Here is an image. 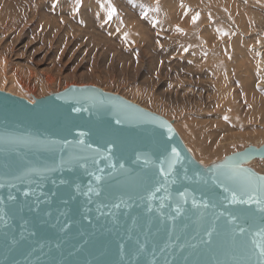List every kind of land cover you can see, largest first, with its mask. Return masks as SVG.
<instances>
[{
  "label": "water",
  "instance_id": "1",
  "mask_svg": "<svg viewBox=\"0 0 264 264\" xmlns=\"http://www.w3.org/2000/svg\"><path fill=\"white\" fill-rule=\"evenodd\" d=\"M257 158L264 144L203 166L165 118L96 86L32 102L0 90V264H125L137 239L139 264L153 251L157 264H244L228 221L251 209L237 223L261 222L255 204L230 202L238 186L219 166L264 176L246 165Z\"/></svg>",
  "mask_w": 264,
  "mask_h": 264
},
{
  "label": "rangeland",
  "instance_id": "2",
  "mask_svg": "<svg viewBox=\"0 0 264 264\" xmlns=\"http://www.w3.org/2000/svg\"><path fill=\"white\" fill-rule=\"evenodd\" d=\"M218 36L224 53L210 45ZM69 85L165 118L203 166L259 147L264 0H0V90L32 102ZM235 112L203 156L198 145ZM246 165L264 174V159Z\"/></svg>",
  "mask_w": 264,
  "mask_h": 264
},
{
  "label": "snow or ice",
  "instance_id": "3",
  "mask_svg": "<svg viewBox=\"0 0 264 264\" xmlns=\"http://www.w3.org/2000/svg\"><path fill=\"white\" fill-rule=\"evenodd\" d=\"M112 12L114 13L115 9H112ZM74 111H80V109H74ZM225 119H227V117H225ZM117 123H120V121L118 120ZM172 153L174 157L178 155L175 149H172ZM175 162V159L168 162L169 170L172 168V165ZM121 167H123V165H121ZM219 167L227 169V172L225 173L226 179L237 183L238 186L239 195L237 194L236 190H233L230 202L245 205L255 204V214L259 215V220L261 222L256 226V229L254 231H250L251 226L249 228H246L241 224H238L237 220L248 219L249 217L247 213L251 212V209L242 210L240 215L231 216L228 221V224L230 226L228 231L231 235V238L234 242L239 240V248L245 255L244 264H264V176H256L242 166L231 167L229 165H221ZM161 173L166 175L163 168H161ZM99 179L100 177H97V180ZM228 190V188H225V191ZM156 191H160V188H157ZM25 195H27V193H25ZM180 195L184 196V193H181ZM244 196H246L247 199H244ZM151 198L152 197L150 196L149 199ZM9 199L15 198L10 196ZM193 204L195 205V201H193ZM119 206V204L114 205V207L117 208ZM203 206L205 208L208 207L206 203ZM161 207H163V203L161 204ZM148 210L151 211V207H149ZM175 211L178 215L181 211V208L177 206ZM6 216L7 213L0 212V224H3L4 226L8 225ZM169 219H175V217H169ZM64 227H67V225H65ZM214 231L215 229L206 231L205 234L209 237V240H202V242L209 243ZM32 234L34 235V233ZM248 237H250V239H248ZM129 239H131V237H129ZM11 242L16 243L14 239ZM193 247L195 246L193 245ZM120 248L121 252L123 253L124 245L121 244ZM163 250L164 249H161V251ZM145 251V244L141 243L140 240L137 239L130 254L128 255V259L125 261V264H139L138 257L143 256ZM152 256L153 259L149 262V264H157L155 260V251H153Z\"/></svg>",
  "mask_w": 264,
  "mask_h": 264
},
{
  "label": "bare ground",
  "instance_id": "4",
  "mask_svg": "<svg viewBox=\"0 0 264 264\" xmlns=\"http://www.w3.org/2000/svg\"><path fill=\"white\" fill-rule=\"evenodd\" d=\"M13 1V0H12ZM225 39H221L220 36L216 37V39L214 40H211L210 42V45L214 48V49H217L218 51L222 48V53H224V51L226 50V44H225ZM246 48L247 45L245 46ZM233 56H236V54H233ZM247 59H249V57H247ZM241 66H242V71H241V79L240 81H243L244 80V76L249 72L250 70V65L249 63H245L242 58L239 59V62H238ZM194 68V67H193ZM191 70V69H189ZM194 70V69H193ZM216 73V72H215ZM9 93V92H8ZM134 98V97H133ZM132 98V99H133ZM136 98V97H135ZM30 100V99H28ZM136 101V99H135ZM30 102V101H29ZM255 110L257 111H260L264 114V102L263 103H257V106L255 107ZM237 114L238 112H235V113H228L226 114L223 119L220 121V123L217 125V128L215 129H212L209 131L208 133V136H209V139L211 141L210 144L208 143H203L201 142L200 145H198V148L200 149L201 151V154H203V156H207L208 153H209V150H210V147L212 146V142L216 139V137L219 135V132L220 130H222L227 122L230 120V119H237ZM167 117H170V115L166 114ZM225 117H227V119H225ZM245 115L242 113L240 116H239V119H244ZM246 148V147H245ZM243 150V149H242ZM237 152V151H236ZM195 158V157H194ZM251 162V161H250Z\"/></svg>",
  "mask_w": 264,
  "mask_h": 264
}]
</instances>
